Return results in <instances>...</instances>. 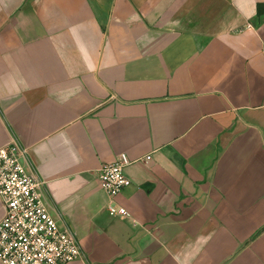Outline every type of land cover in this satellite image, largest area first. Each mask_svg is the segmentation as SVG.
<instances>
[{"label": "crops", "instance_id": "obj_1", "mask_svg": "<svg viewBox=\"0 0 264 264\" xmlns=\"http://www.w3.org/2000/svg\"><path fill=\"white\" fill-rule=\"evenodd\" d=\"M11 138L67 264H264V0H0ZM119 154L110 217L96 172Z\"/></svg>", "mask_w": 264, "mask_h": 264}, {"label": "built area", "instance_id": "obj_2", "mask_svg": "<svg viewBox=\"0 0 264 264\" xmlns=\"http://www.w3.org/2000/svg\"><path fill=\"white\" fill-rule=\"evenodd\" d=\"M131 162L119 154L102 164L96 177L108 197L110 217H124L126 211L114 198L131 185L124 169ZM29 170L28 151L15 138L0 148V264H67L82 260L79 244L67 227L52 218L41 187Z\"/></svg>", "mask_w": 264, "mask_h": 264}]
</instances>
